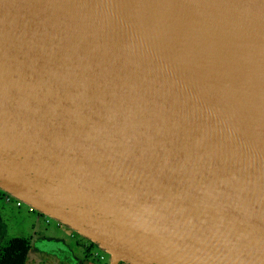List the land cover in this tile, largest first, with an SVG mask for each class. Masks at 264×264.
Segmentation results:
<instances>
[{
    "label": "water",
    "instance_id": "obj_1",
    "mask_svg": "<svg viewBox=\"0 0 264 264\" xmlns=\"http://www.w3.org/2000/svg\"><path fill=\"white\" fill-rule=\"evenodd\" d=\"M0 189L110 264H264V0H0Z\"/></svg>",
    "mask_w": 264,
    "mask_h": 264
},
{
    "label": "flooded vegetation",
    "instance_id": "obj_2",
    "mask_svg": "<svg viewBox=\"0 0 264 264\" xmlns=\"http://www.w3.org/2000/svg\"><path fill=\"white\" fill-rule=\"evenodd\" d=\"M22 206L27 214L35 216L36 222L41 217L47 222L46 214L0 189V264H110L107 253L59 222L67 229L62 237L47 233L45 228L31 222L28 223L31 224L30 230L25 232L9 233V230H4V223L23 225L22 218L16 219V211Z\"/></svg>",
    "mask_w": 264,
    "mask_h": 264
},
{
    "label": "rangeland",
    "instance_id": "obj_3",
    "mask_svg": "<svg viewBox=\"0 0 264 264\" xmlns=\"http://www.w3.org/2000/svg\"><path fill=\"white\" fill-rule=\"evenodd\" d=\"M20 218H22L24 221L23 225L10 222L6 223L5 225L4 223V230H9V233L22 231L25 232L26 230H30L32 223L38 226L39 228H45L47 230V233L56 234L57 236L63 235V231L67 230L62 225H59L58 222L52 218L47 217L46 222V218L41 217L40 220L36 222L35 216H33V214H27L26 209L23 206L20 209L18 208L16 211V219L19 220ZM29 222H31L30 225H28Z\"/></svg>",
    "mask_w": 264,
    "mask_h": 264
}]
</instances>
